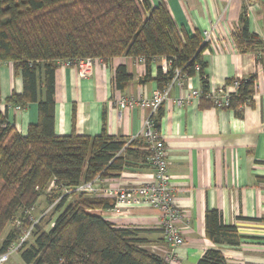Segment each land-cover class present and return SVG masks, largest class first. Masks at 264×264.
<instances>
[{
	"label": "trees",
	"instance_id": "16d2710c",
	"mask_svg": "<svg viewBox=\"0 0 264 264\" xmlns=\"http://www.w3.org/2000/svg\"><path fill=\"white\" fill-rule=\"evenodd\" d=\"M239 25L235 46L241 53L255 55L256 62L262 64L264 79L263 44L249 31L244 8ZM206 47L199 34L186 35L176 27L163 2L151 7L148 0H0V64H10L22 81V94H11L6 108L23 110L36 104L38 116L37 123L29 125L22 136L7 122L6 110L0 111V235L10 226L0 253L30 226L26 212L44 198L46 207L59 200L49 220L43 222L47 215L42 217L33 227L30 241L18 251L24 264H168L142 248L141 235L146 231L115 227L93 213L111 210L114 200L64 194V189L96 176L117 178L129 166V159L146 164L150 153L142 138L129 141L110 137L104 128L94 137H56L54 72L65 61L90 58L106 64L126 57L143 61L146 80L150 63L162 58L168 68L165 73L157 70L154 81L158 91L171 82L175 70L180 71L183 83L197 74L202 108L217 109L204 72L202 53ZM114 81L123 91L130 76L118 67ZM235 82V92L228 94L227 106L220 109L239 113L252 102L256 76L231 79L226 85ZM160 110L151 120L156 131ZM69 198L72 201L68 202ZM50 223L53 226L47 229ZM204 231L216 245L239 246L236 228L225 226L217 211L205 212ZM196 264L226 261L220 251L208 250Z\"/></svg>",
	"mask_w": 264,
	"mask_h": 264
},
{
	"label": "crops",
	"instance_id": "0c3cea01",
	"mask_svg": "<svg viewBox=\"0 0 264 264\" xmlns=\"http://www.w3.org/2000/svg\"><path fill=\"white\" fill-rule=\"evenodd\" d=\"M148 2L151 7L163 2L176 27L186 35L202 36L203 32L213 29L214 42L202 53L211 94L221 89L234 93L235 89L226 85V81L256 76L252 102L239 113L214 107L202 108L199 98L177 107V99L184 98L190 91H200L197 74L185 80L182 86L173 84L168 100L160 107L162 115L158 132L167 152L168 174L176 205L183 215L180 223L183 244L168 264H196L208 250L220 251L226 264H264L262 64L256 62L253 53L239 52L234 43L244 8L249 31L259 37L264 50V0ZM118 67H123L130 76L123 91L115 86ZM159 68L163 73L168 68L162 58L150 63L149 79L145 80L143 61L119 57L106 64L97 61L91 75L81 78L75 68L60 63L54 72V135L94 137L104 128L110 137L129 141L140 139L151 112L140 108L120 109L117 102L121 98L133 101L151 98L158 91L154 78ZM11 94H22V81L20 76L13 74L10 64L3 63L0 64V111L6 110L7 122L25 136L28 126L37 123V106L29 104L23 110L6 108ZM128 161L129 166L124 167L117 178L103 179L105 185L124 189L152 180L151 169L138 160ZM42 200L44 198H40L37 205ZM206 211H217L225 226L236 228L240 236L238 247L216 245L205 237ZM93 213L115 227L146 231L141 235L144 240L142 248L164 261L167 258L169 249L163 242L161 217L157 210L133 208ZM9 231L10 226H7L0 235V248ZM6 264L24 263L17 253Z\"/></svg>",
	"mask_w": 264,
	"mask_h": 264
},
{
	"label": "built area",
	"instance_id": "2783aa9c",
	"mask_svg": "<svg viewBox=\"0 0 264 264\" xmlns=\"http://www.w3.org/2000/svg\"><path fill=\"white\" fill-rule=\"evenodd\" d=\"M202 41L206 45H211L214 42L213 29L202 33ZM100 61L98 59H76L73 61H65L61 64L65 67H73L77 70L81 78L91 75L94 64ZM142 61V60H140ZM101 62V61H100ZM167 64V63H166ZM168 66V64H167ZM164 71V70H163ZM181 73L179 70L174 71L171 82L162 90L155 91L151 98L133 101L121 98L117 102L120 109L140 108L151 112V116L145 121L141 138L146 143V150L150 153L146 159L147 166L152 170V180L145 184L131 188H112L105 185L104 180L96 176L92 181L81 183L78 186L70 189H64L65 195L71 193H83L87 195H97L114 200V207L110 211L128 210L133 208H149L157 210L161 217V231L164 244L169 249V254L165 261L171 262L174 260L176 250L183 244V232L180 227L183 215L176 205L174 191L170 185V176L167 166V152L160 134L153 127L152 118L162 104L168 100L169 91L173 84L183 85ZM236 90L237 83L232 84ZM228 94L224 89L218 90L214 94L210 93V98L218 109L227 106ZM200 91H190L184 98L177 99L175 105L182 107L188 105L192 99L199 98ZM18 109V108H17ZM52 185H50L51 188ZM57 199L50 207H48L39 217H33V208L26 212L29 216L30 226L22 231L21 237L7 248L3 253H0V264H6L11 256L18 253L20 248L30 239L33 227L38 221L46 216L53 206L57 203ZM16 226H20L18 221H15ZM53 223H50L47 229L51 228Z\"/></svg>",
	"mask_w": 264,
	"mask_h": 264
},
{
	"label": "rangeland",
	"instance_id": "374dc122",
	"mask_svg": "<svg viewBox=\"0 0 264 264\" xmlns=\"http://www.w3.org/2000/svg\"><path fill=\"white\" fill-rule=\"evenodd\" d=\"M72 201L71 198H69L68 202ZM48 207H46V202L45 201H40L39 204L37 206L34 207V210L32 212V215L34 217H39L41 215V213L46 210ZM53 211V208L49 211V213L47 214V216L45 217V220L43 222H46L49 220V217L51 216V213ZM110 211V210H107ZM54 219V218H53ZM30 241V239L28 240V242Z\"/></svg>",
	"mask_w": 264,
	"mask_h": 264
},
{
	"label": "bare ground",
	"instance_id": "6f19581e",
	"mask_svg": "<svg viewBox=\"0 0 264 264\" xmlns=\"http://www.w3.org/2000/svg\"><path fill=\"white\" fill-rule=\"evenodd\" d=\"M17 110H19V108Z\"/></svg>",
	"mask_w": 264,
	"mask_h": 264
}]
</instances>
